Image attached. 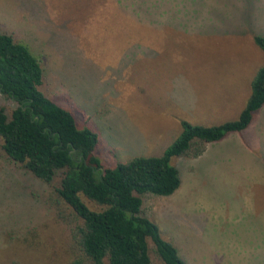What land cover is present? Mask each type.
I'll return each instance as SVG.
<instances>
[{"label":"rangeland","instance_id":"rangeland-1","mask_svg":"<svg viewBox=\"0 0 264 264\" xmlns=\"http://www.w3.org/2000/svg\"><path fill=\"white\" fill-rule=\"evenodd\" d=\"M0 30L39 60L44 94L97 133L104 167L160 157L181 120L235 118L264 66L252 40L264 0H0ZM16 106L0 95L8 117ZM196 150L172 159L179 189L143 195V214L186 264H264V107L244 132ZM59 183L0 148V264H70L77 219ZM150 257L163 264L151 243Z\"/></svg>","mask_w":264,"mask_h":264},{"label":"trees","instance_id":"trees-1","mask_svg":"<svg viewBox=\"0 0 264 264\" xmlns=\"http://www.w3.org/2000/svg\"><path fill=\"white\" fill-rule=\"evenodd\" d=\"M252 40L264 54V35ZM42 85L39 60L0 30V95L17 105L10 117L0 108V148L7 160L43 183L60 175L56 200L77 219L70 264H152L150 243L163 264H186L143 214L142 196H171L181 184L173 158L197 156L196 143H218L250 127L264 107V66L256 71L237 117L212 126L181 120L178 135L160 157H134L114 167H104L95 154L97 133L79 128L74 115L47 97Z\"/></svg>","mask_w":264,"mask_h":264},{"label":"crops","instance_id":"crops-1","mask_svg":"<svg viewBox=\"0 0 264 264\" xmlns=\"http://www.w3.org/2000/svg\"><path fill=\"white\" fill-rule=\"evenodd\" d=\"M240 111H241V110H240ZM239 113H240V112H239ZM239 113H238V114H239ZM236 117H237V116H236ZM233 119H234V118H233Z\"/></svg>","mask_w":264,"mask_h":264}]
</instances>
